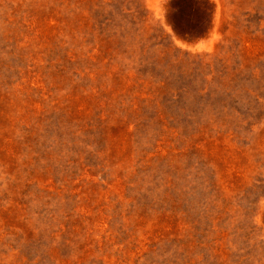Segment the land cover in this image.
<instances>
[{
	"label": "rangeland",
	"instance_id": "obj_1",
	"mask_svg": "<svg viewBox=\"0 0 264 264\" xmlns=\"http://www.w3.org/2000/svg\"><path fill=\"white\" fill-rule=\"evenodd\" d=\"M172 1L0 0V264H264V0Z\"/></svg>",
	"mask_w": 264,
	"mask_h": 264
},
{
	"label": "trees",
	"instance_id": "obj_2",
	"mask_svg": "<svg viewBox=\"0 0 264 264\" xmlns=\"http://www.w3.org/2000/svg\"><path fill=\"white\" fill-rule=\"evenodd\" d=\"M180 0L172 1V9L170 12L169 23L174 29L175 33L183 38H201L208 34L213 25V18L215 13V6L209 0H190L192 5L197 9L194 10L197 20L196 21H179L176 18L178 13L182 12L179 5Z\"/></svg>",
	"mask_w": 264,
	"mask_h": 264
}]
</instances>
